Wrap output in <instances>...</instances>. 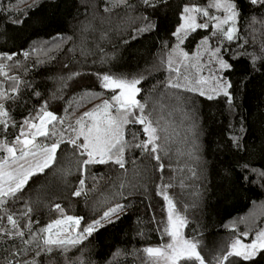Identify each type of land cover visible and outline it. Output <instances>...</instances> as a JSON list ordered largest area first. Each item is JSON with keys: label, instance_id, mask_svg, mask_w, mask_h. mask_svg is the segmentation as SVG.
Returning <instances> with one entry per match:
<instances>
[{"label": "trees", "instance_id": "obj_1", "mask_svg": "<svg viewBox=\"0 0 264 264\" xmlns=\"http://www.w3.org/2000/svg\"><path fill=\"white\" fill-rule=\"evenodd\" d=\"M204 3L164 0L152 9L141 0H128L132 7L118 0H0V52L17 54L4 63L11 66L5 71L18 78L20 89L17 98L5 105L16 124L6 134L8 141L19 134L23 120L39 113L45 102L47 110L63 119L64 128L74 126L83 113L112 95L102 88L98 73L143 77L139 100L164 129L159 143L165 165L161 173L156 160L134 149L126 152L125 169L92 165L82 175V158L62 143L52 166L28 181L21 200L11 202L9 211L31 207L34 232L62 218L53 210L55 204L61 205L65 216L83 217L81 229L116 204L124 206L119 219L104 222L64 255L54 250L36 256L35 243L24 245L20 238H0V264H8L13 259L11 253L23 247L29 250L17 259L35 258L37 264H149L143 249L170 238L164 232L167 203L157 195V185L164 184L172 185L167 194L186 218L183 236L198 241V247L224 249L233 228L249 232L248 238H253L264 223V179L249 172L250 180L242 181L244 173L237 165L247 163L249 168L264 170V61L257 60L253 70L245 56L235 71L223 73L233 83L231 105L223 95L208 100L198 93L166 87L169 79L177 77L163 57L169 55L175 41L172 32L180 23L182 6ZM238 4L241 36L248 40L249 52L259 53L264 44V8L250 5L248 0H238ZM144 16L157 27L136 34L135 29L145 23ZM16 19L22 22L13 23ZM210 31L190 33L184 48L197 50ZM237 43L225 41L224 45L236 52L241 50ZM209 46H216L215 38H210ZM25 51L28 57L23 55ZM207 67L215 71V62ZM244 68L249 71L241 84ZM12 84L0 76V90ZM60 127L56 125L58 130ZM131 127L132 131L141 128ZM4 135L0 133V139ZM70 135L71 130L65 133V140ZM233 136L239 138L238 148L231 141ZM38 142L50 144L52 138L40 137ZM81 178L84 191L76 197L72 193ZM121 183L125 186L120 187ZM25 220L27 217L21 223ZM25 233L24 239L32 240L27 229ZM239 264H264V255Z\"/></svg>", "mask_w": 264, "mask_h": 264}, {"label": "snow or ice", "instance_id": "obj_2", "mask_svg": "<svg viewBox=\"0 0 264 264\" xmlns=\"http://www.w3.org/2000/svg\"><path fill=\"white\" fill-rule=\"evenodd\" d=\"M141 2L146 8L155 9L158 3L162 5L164 0H141ZM118 3L132 7L128 4V0H118ZM248 3L264 8V0H248ZM241 15L238 0H205L204 4L183 5L180 23L172 32L177 43L171 49L167 59L169 71H175L177 77L169 79L166 87L198 93L200 96H206L208 100L223 95L227 98L226 102L231 105L234 99L231 91L233 83L223 73L235 71L236 64L245 56L251 62L253 70L257 60L264 61V44H261L259 53L249 52L246 47L248 40L242 38L238 27ZM142 19L145 23L142 27L135 29L136 34H143L157 27L149 17L144 16ZM12 22L18 24L22 21L16 19ZM210 28L209 35L201 38L195 54L199 57V49L203 47L210 54L209 63L214 61L216 65L215 71L209 69L211 79L215 83L211 89L213 94H206L200 85L206 84L207 80L203 77L190 80L188 75L181 74L179 66L173 68L172 54L177 56L176 64L183 65V61L189 59V54L184 52L180 45L190 33L197 30L208 31ZM132 38L135 39V36ZM210 38L216 39L215 47L209 46ZM225 41L238 42L236 46L241 50L233 52L224 45ZM226 53L227 58H225ZM16 55V53L0 52V76L13 81L8 89L0 90V133L5 134L3 139H0V151L6 153L0 156V238H20L24 245L35 243L38 249L36 256H40L41 253L50 254L54 250L64 255L71 247L82 243L103 227L104 222L114 223L113 217L119 219L118 214L123 211L124 206L116 204L110 207L99 219L93 220L81 229L83 217L65 216L61 205L55 204L52 208L59 212L62 218L34 232L31 219L32 208L26 207L20 212H15L9 211L8 205L21 200L20 194L33 176L43 174L45 169L52 166L62 143L69 144L74 154L82 158L79 161L82 175L92 165L111 164L118 166L119 169H125L126 152L134 149H140L142 153L156 160L158 170L162 173L165 165L161 162L163 146L159 141L162 138L160 133L164 129L160 127L159 120L154 121L151 113L145 111L147 104L137 99L141 92L138 85L143 77L128 79L109 73H98L97 78L102 88L112 92L110 99L103 100L91 111L83 113L75 121L74 126L69 124L67 128L63 126V119L47 110V102H45V106L39 113L23 120L19 126V134L14 135L12 141H8L6 134L10 128L16 127V124L11 120L9 110L5 105L8 101H14L17 98L20 89L18 78L9 76L5 71L11 66L4 61H12ZM23 55L28 57L29 52L25 51ZM192 66L197 70H202V65L199 63ZM261 66L264 67V63ZM248 71V68L241 70V84L244 82L243 76H246ZM75 75L79 73H74L73 76ZM181 77L183 83H181ZM57 124L61 126L59 130L56 128ZM135 125H140L141 128L138 131H132L131 126ZM69 130L72 135L65 140V133ZM40 137L45 140L52 138V142L50 144L38 142ZM140 137L144 138L140 139ZM231 141L235 147L240 146L238 137H231ZM237 167L244 173L240 177L242 181L250 180L249 172L256 173L264 179V170L249 168L247 163L238 164ZM78 183L79 187L72 193L76 197L82 195L85 180L81 178ZM124 186V183L120 184V187ZM170 187H172L171 184L157 185V195H161L167 203V227L164 232L171 237V242L159 247H146L143 252L148 256L151 264H206L205 257L198 250V241L186 239L182 234L181 229L186 226L187 221L176 211L173 200L167 194V189ZM25 217L27 220L22 224L21 220ZM25 229L32 240L24 239ZM248 236L249 232L239 233L227 245L223 254L215 257L216 264H226V262L227 264H239V261H254L258 255H264V229L256 232L251 242L245 243L244 240ZM28 250L27 247H23L12 252L13 259L8 264H37L35 258L31 261L17 259L21 254H27Z\"/></svg>", "mask_w": 264, "mask_h": 264}, {"label": "rangeland", "instance_id": "obj_3", "mask_svg": "<svg viewBox=\"0 0 264 264\" xmlns=\"http://www.w3.org/2000/svg\"><path fill=\"white\" fill-rule=\"evenodd\" d=\"M176 40L174 41V43H173V45L171 46V49L172 48H174L175 47V45H176ZM180 47H181V49L184 51V52H187L188 54H189V59L188 60H185V61H183V65H177L176 64V60H177V56H176V54H172V59H173V68H175V67H177V66H179L180 67V73L181 74H186V75H188L189 76V79L190 80H193V79H199V78H201V77H203L205 80H207V83L206 84H202V85H200V87H202L204 90H205V92H206V94H213V93H211V89L215 86V83H214V81L211 79V74H210V71H208L209 69H208V65L210 64L209 63V60H210V55H207V53H209L208 51H205V49L203 48V47H201L200 49H199V51H200V55H199V57H196L195 56V54H196V52H197V50H194V51H188V50H186L185 48H184V46H183V44L182 45H180ZM171 49L169 50V53H170V51H171ZM165 57H167L166 59H168V55H165L163 58L165 59ZM180 59H182V57L180 58ZM213 62V61H212ZM211 62V63H212ZM196 63H199L200 65H202V70H197L195 67H193L192 65H194V64H196ZM207 67V71H205V68ZM126 78H128V79H132V78H138V77H134V76H132V77H126ZM138 87L141 89V87H140V85H138ZM139 96H140V94L137 96V99L139 100ZM106 99H110V97L109 98H106ZM105 99V100H106ZM92 110V109H91ZM91 110H89V111H91ZM49 111V110H48ZM53 112V111H52ZM54 113V112H53ZM55 114V113H54ZM38 122V121H37ZM4 155H6V153H4L3 151H0V156H4ZM29 159H31V158H29ZM26 166H27V164H26ZM176 211H177V209H176ZM178 212V211H177ZM180 214V213H179ZM181 215V214H180ZM74 217V216H73ZM183 228H185V227H183ZM183 228L181 229V231H183ZM261 229H264V223H263V225L259 228V229H257L256 230V232H258V231H260ZM255 232V233H256ZM182 234H183V232H182ZM237 235H239V232L237 231V230H235L234 228L230 231V232H228V234H227V237H226V239H225V247H224V249H216V250H212V251H210V250H207V249H204L203 247H198V250L201 252V254L205 257V260H206V264H207V262H211V264H216V259H215V257H217V256H219V255H221V254H223V252L226 250V248H227V245L237 236ZM185 237V236H184ZM254 237H255V235L253 236V238L252 239H254ZM186 238V237H185ZM186 239H188V238H186ZM252 239H249V238H247V239H245L244 240V242L245 243H249V242H251V240ZM169 242H171V237L169 238V240L166 242V243H164V244H167V243H169ZM164 244H162V245H164ZM162 245H154V246H151V247H159V246H162ZM227 263V262H226ZM149 264H151V261L149 260Z\"/></svg>", "mask_w": 264, "mask_h": 264}]
</instances>
